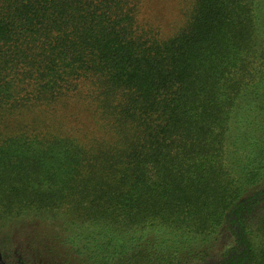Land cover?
<instances>
[{
	"label": "trees",
	"instance_id": "16d2710c",
	"mask_svg": "<svg viewBox=\"0 0 264 264\" xmlns=\"http://www.w3.org/2000/svg\"><path fill=\"white\" fill-rule=\"evenodd\" d=\"M166 1L0 0L3 258L264 264V0Z\"/></svg>",
	"mask_w": 264,
	"mask_h": 264
},
{
	"label": "rangeland",
	"instance_id": "374dc122",
	"mask_svg": "<svg viewBox=\"0 0 264 264\" xmlns=\"http://www.w3.org/2000/svg\"><path fill=\"white\" fill-rule=\"evenodd\" d=\"M153 6L152 9L157 14L166 13L171 10L170 4L166 0H152ZM26 239V237H25ZM230 242L228 241V237L225 236V232L220 234L219 240L217 242V248L218 249H224L229 245ZM26 256H24L21 253L17 252V249L15 250V254L10 257V259H5L0 255V264H26Z\"/></svg>",
	"mask_w": 264,
	"mask_h": 264
}]
</instances>
